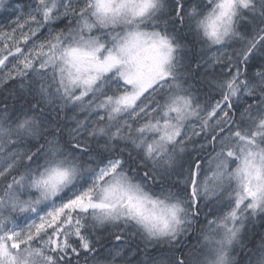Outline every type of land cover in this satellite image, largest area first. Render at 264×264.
<instances>
[{
  "label": "snow or ice",
  "instance_id": "snow-or-ice-1",
  "mask_svg": "<svg viewBox=\"0 0 264 264\" xmlns=\"http://www.w3.org/2000/svg\"><path fill=\"white\" fill-rule=\"evenodd\" d=\"M0 17V264H264V0Z\"/></svg>",
  "mask_w": 264,
  "mask_h": 264
},
{
  "label": "trees",
  "instance_id": "trees-1",
  "mask_svg": "<svg viewBox=\"0 0 264 264\" xmlns=\"http://www.w3.org/2000/svg\"><path fill=\"white\" fill-rule=\"evenodd\" d=\"M3 22H4V18L0 17V23H3Z\"/></svg>",
  "mask_w": 264,
  "mask_h": 264
}]
</instances>
